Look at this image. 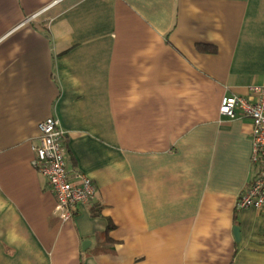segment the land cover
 <instances>
[{"label":"crops","instance_id":"crops-1","mask_svg":"<svg viewBox=\"0 0 264 264\" xmlns=\"http://www.w3.org/2000/svg\"><path fill=\"white\" fill-rule=\"evenodd\" d=\"M261 85L264 0H0V264H264L252 121L220 114ZM50 117L97 189L70 223Z\"/></svg>","mask_w":264,"mask_h":264},{"label":"built area","instance_id":"built-area-1","mask_svg":"<svg viewBox=\"0 0 264 264\" xmlns=\"http://www.w3.org/2000/svg\"><path fill=\"white\" fill-rule=\"evenodd\" d=\"M220 114L229 119L252 121L254 174L238 200V209H264V85L252 86L247 96H225ZM40 143L34 146L32 165L47 178L56 197L55 214L62 223H70L78 205H90L97 189L83 173L70 174L64 146L65 131L58 119L50 117L39 124Z\"/></svg>","mask_w":264,"mask_h":264},{"label":"water","instance_id":"water-1","mask_svg":"<svg viewBox=\"0 0 264 264\" xmlns=\"http://www.w3.org/2000/svg\"><path fill=\"white\" fill-rule=\"evenodd\" d=\"M235 237H236V240L237 241H240V230H239V228H236L235 229ZM88 244H90V242L89 241H87V242H85L84 243V248L86 247V245H88Z\"/></svg>","mask_w":264,"mask_h":264}]
</instances>
